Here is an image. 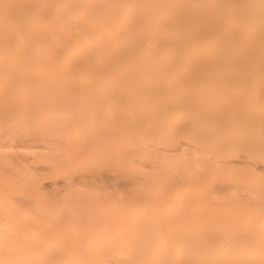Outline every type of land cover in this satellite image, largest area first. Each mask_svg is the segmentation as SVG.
<instances>
[{"label":"bare ground","instance_id":"6f19581e","mask_svg":"<svg viewBox=\"0 0 264 264\" xmlns=\"http://www.w3.org/2000/svg\"><path fill=\"white\" fill-rule=\"evenodd\" d=\"M123 103L129 108L113 111ZM39 121L70 148L86 145L85 155L153 126V142L191 138L206 155L180 166L188 182L201 165L202 182L246 184L264 201V175L223 170L237 152L264 163V0H0L4 163L2 142ZM65 121L72 125L59 127ZM132 147L109 159L125 160ZM15 190L0 175V264H264V214L227 220L211 211L203 222L198 210L185 223L131 203L104 207L131 219L107 218L82 234L87 220L57 224L47 215L33 224Z\"/></svg>","mask_w":264,"mask_h":264},{"label":"rangeland","instance_id":"374dc122","mask_svg":"<svg viewBox=\"0 0 264 264\" xmlns=\"http://www.w3.org/2000/svg\"><path fill=\"white\" fill-rule=\"evenodd\" d=\"M237 92L246 91L242 89ZM146 105L136 104L135 107L142 110ZM83 106L87 108L85 104L81 110ZM128 108L129 105L123 103L113 111L121 113ZM108 116L113 117V113ZM71 125L66 121L59 123V127ZM153 128L147 129L135 140L107 144L102 149L93 145L94 149L85 155L86 145L83 149L70 148L73 142L66 144L62 137L55 134L59 130L54 128V131H50L48 123H27L22 131L10 134L2 142L9 146L7 153L4 152L9 158L8 163H4L1 155L0 175L16 183L19 192L15 190V197L21 206L31 210L33 224L44 226L41 222L47 215L51 220L54 218L57 224L69 220H87L88 223L78 230L82 234L105 222L107 218L113 221L130 218L120 208H115L117 214L111 215L104 207H122L131 203H143L151 207L155 217L162 211V217L165 215L166 220L178 219L185 223L189 219L188 215L198 210L202 211L199 213L201 217L196 219L203 222L213 217L211 211H215L217 217H226L227 220L249 214L255 217L264 214V201L259 193L246 184L223 181L225 179L202 182L206 174L201 165H198L197 171L191 172L188 182L180 166L186 160L206 155L202 153L203 146L186 137H177L171 143L150 141L148 136ZM131 144L133 147L128 158L109 159L116 148L125 149ZM160 149L177 152L164 158L158 154ZM243 155L244 152L235 153L227 160L223 170H231L235 174L249 172L264 175V163L254 164L250 159L252 164L250 161L246 163L248 159L245 162ZM65 163L69 169L63 174L57 175L50 170ZM53 182L58 184L49 187L48 184ZM172 199H176L177 203L163 209L162 205ZM156 226L158 235L167 232L166 223ZM53 228L52 223L49 229Z\"/></svg>","mask_w":264,"mask_h":264}]
</instances>
